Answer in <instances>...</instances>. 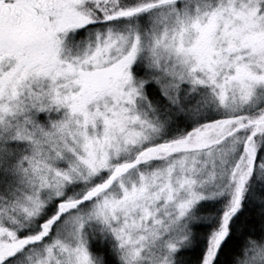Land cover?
<instances>
[{
  "label": "snow or ice",
  "instance_id": "6c2138e0",
  "mask_svg": "<svg viewBox=\"0 0 264 264\" xmlns=\"http://www.w3.org/2000/svg\"><path fill=\"white\" fill-rule=\"evenodd\" d=\"M0 264H264V0H0Z\"/></svg>",
  "mask_w": 264,
  "mask_h": 264
}]
</instances>
